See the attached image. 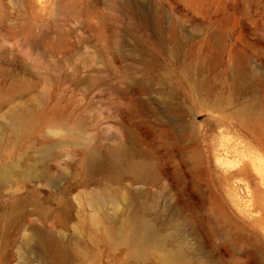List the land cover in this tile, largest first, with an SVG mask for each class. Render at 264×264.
<instances>
[{"label":"rangeland","instance_id":"374dc122","mask_svg":"<svg viewBox=\"0 0 264 264\" xmlns=\"http://www.w3.org/2000/svg\"><path fill=\"white\" fill-rule=\"evenodd\" d=\"M0 264H264V0H0Z\"/></svg>","mask_w":264,"mask_h":264},{"label":"bare ground","instance_id":"6f19581e","mask_svg":"<svg viewBox=\"0 0 264 264\" xmlns=\"http://www.w3.org/2000/svg\"><path fill=\"white\" fill-rule=\"evenodd\" d=\"M132 224L130 231L123 236V241L130 247L135 256L140 257L146 247L153 243L152 235L149 228L140 221L135 220ZM168 260L171 261L170 258Z\"/></svg>","mask_w":264,"mask_h":264}]
</instances>
